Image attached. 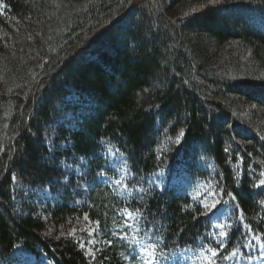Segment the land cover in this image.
Listing matches in <instances>:
<instances>
[{
	"label": "trees",
	"instance_id": "1",
	"mask_svg": "<svg viewBox=\"0 0 264 264\" xmlns=\"http://www.w3.org/2000/svg\"><path fill=\"white\" fill-rule=\"evenodd\" d=\"M0 5V264L259 257L264 0Z\"/></svg>",
	"mask_w": 264,
	"mask_h": 264
},
{
	"label": "rangeland",
	"instance_id": "2",
	"mask_svg": "<svg viewBox=\"0 0 264 264\" xmlns=\"http://www.w3.org/2000/svg\"><path fill=\"white\" fill-rule=\"evenodd\" d=\"M3 11H4V7L2 5H0V13L3 14ZM162 173H160V176H163ZM171 184L178 186V187H181V188L184 187L185 189H188L187 193L192 199L201 198L202 199V206L205 209L213 210L217 206V201L215 199V193L213 191L210 192L209 190H207V188H205L203 186V184H199V186L197 185L195 187L189 188L188 185L184 181H180V178H178V177L176 179H173L171 181ZM205 205H208V207H205ZM222 230H223L222 223L221 222H220V224H219V222L215 223L214 235H220L222 237V235H221ZM258 245H259V243H258ZM258 250H259V257L251 260L250 262H248V264H264V249H263V247H261L259 245ZM88 251L90 253L91 248H89ZM14 258H15V260L13 261V264H49L46 261H41L39 263H35L33 261V259H30V260H28V262H25V260H23V257H20L18 255H15Z\"/></svg>",
	"mask_w": 264,
	"mask_h": 264
},
{
	"label": "snow or ice",
	"instance_id": "3",
	"mask_svg": "<svg viewBox=\"0 0 264 264\" xmlns=\"http://www.w3.org/2000/svg\"><path fill=\"white\" fill-rule=\"evenodd\" d=\"M261 175H264V173H262ZM117 183H119V181H117ZM260 184H261V185H264V180H261V181H260ZM213 206H214V205H213ZM205 207H208V205H205ZM128 215L131 216L132 214L129 213ZM149 255H151V253H149ZM213 255H215V253H213ZM148 264H151V262L149 261Z\"/></svg>",
	"mask_w": 264,
	"mask_h": 264
}]
</instances>
